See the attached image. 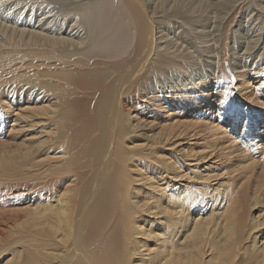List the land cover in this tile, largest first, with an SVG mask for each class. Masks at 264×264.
Wrapping results in <instances>:
<instances>
[{
  "label": "bare ground",
  "instance_id": "obj_1",
  "mask_svg": "<svg viewBox=\"0 0 264 264\" xmlns=\"http://www.w3.org/2000/svg\"><path fill=\"white\" fill-rule=\"evenodd\" d=\"M0 8V264H264V0Z\"/></svg>",
  "mask_w": 264,
  "mask_h": 264
},
{
  "label": "rangeland",
  "instance_id": "obj_2",
  "mask_svg": "<svg viewBox=\"0 0 264 264\" xmlns=\"http://www.w3.org/2000/svg\"><path fill=\"white\" fill-rule=\"evenodd\" d=\"M12 1L13 0H11V3H12ZM239 2V1H238ZM31 3H32V1H31ZM5 6H6V4L5 3H3ZM21 6V4H18L16 7L18 8V7H20ZM1 9V8H0ZM12 12L14 13V10H12ZM38 12L40 13V11L38 10ZM231 16H233V15H231ZM245 19V17H243V16H241V14L240 13H238L237 15H236V18H235V20H234V22H233V24L231 25V27H230V31H229V39H228V44H232V43H230V40H231V38H230V35H231V31L232 30H235V29H238V31L239 32H243L244 31V29H242V28H239V23H240V21H243ZM231 22V21H230ZM246 24V26H247V22H245V21H243V22H241L240 23V26L242 27V25H243V28L244 27H246V26H244ZM251 26H253V25H251ZM248 27H249V25H248ZM262 30H264V28L262 29ZM191 36V37H190ZM192 34L190 33V35H189V37H190V39H191V41H193V38H192ZM235 39V38H234ZM236 44H237V42L235 43V46H236ZM232 46H233V44H232ZM238 48L236 47V50H237ZM243 49V48H242ZM242 49L239 51V52H242ZM239 50V49H238ZM247 55L245 54V55H243L242 56V60L241 61H239V60H236V63L237 64H235V63H231V66L232 67H234L235 68V71L236 70H239L238 68H240V70L241 69H243V68H245V70H248V69H251V70H249V73L252 71H255V75H253V76H255V78H254V81H253V85L254 84H256L260 79H261V75L260 74H258L256 71L258 70L257 68L259 67V66H262L263 64H264V57L262 58V56H256V55H254V54H252V55H249V57L247 56ZM253 56V57H252ZM245 58V59H244ZM246 58H247V60H246ZM251 58V59H250ZM228 59H229V57H228ZM250 59V60H249ZM245 61H247V62H245ZM233 62V61H232ZM242 62V63H241ZM241 63V64H240ZM236 66H235V65ZM239 64V65H238ZM247 65H249V66H247ZM252 65V66H251ZM241 66L243 67V68H241ZM247 68V69H246ZM195 74V75H197V76H199V75H202L203 76V74L204 73H207V77H210V78H214V79H216V78H218V75H220L219 73V69L218 68H216V64L215 63H213L211 60H209L208 58H206V57H204L203 56V54H202V59L199 61V62H197L196 63V65L195 66H193V69L190 71V75H192V74ZM193 74V75H194ZM199 74V75H198ZM252 74H250V77H249V79H251V76ZM251 81H252V79H251ZM221 83H223V84H226L228 81H226V80H222V81H220ZM237 83V82H236ZM236 86H238V85H236ZM264 89V84H262V87L260 88V90H261V97L262 98H264V92L262 91ZM211 91H212V89H208L207 90V92L210 94L211 93ZM228 93H232V92H228ZM232 94H234V96H239V97H241L242 95H238V93L236 94V93H232ZM252 96V95H251ZM250 96V97H251ZM236 98V97H235ZM238 103V102H237ZM214 112V111H213ZM174 153H176L175 152V150L173 151Z\"/></svg>",
  "mask_w": 264,
  "mask_h": 264
}]
</instances>
